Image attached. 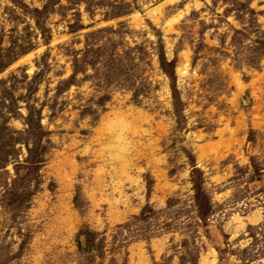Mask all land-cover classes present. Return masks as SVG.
I'll use <instances>...</instances> for the list:
<instances>
[{"label":"rangeland","instance_id":"374dc122","mask_svg":"<svg viewBox=\"0 0 264 264\" xmlns=\"http://www.w3.org/2000/svg\"><path fill=\"white\" fill-rule=\"evenodd\" d=\"M0 68V264H264V0H0ZM32 112L49 149L16 212L3 187L37 144ZM193 164L216 205L207 229L182 205L146 237L118 232L190 201ZM84 228L104 237L94 262Z\"/></svg>","mask_w":264,"mask_h":264},{"label":"trees","instance_id":"16d2710c","mask_svg":"<svg viewBox=\"0 0 264 264\" xmlns=\"http://www.w3.org/2000/svg\"><path fill=\"white\" fill-rule=\"evenodd\" d=\"M159 63L162 71L170 78L172 81V93L174 98V107L175 113L178 120L184 118L183 116V103L180 99V93L176 86V75H175V66L176 62L168 61L164 48L161 46L160 54H159ZM0 68V72H1ZM74 78V77H73ZM33 112L30 113L28 120V128L30 133H34L38 137V141L36 146L34 145V149H28V160L25 164L17 163L15 166V171L17 174V178L14 179L11 183L9 181L6 182L3 192V199L7 201V205L12 209L16 207V212H21L22 209L28 208L31 204L32 198L34 194L27 191V186H24L25 183L28 182V179H32L35 177L36 181L39 178L41 167L44 165V157L45 152L48 151V146L40 145V138L42 139V126L40 118H38V127L35 128L33 123ZM254 133L252 132L250 135V141L253 138ZM51 142H48V144ZM52 145V144H51ZM11 144L7 146H0V170H4L6 168V160H9L8 155H4L2 152L8 149ZM193 170L191 173L190 182L192 184V192L193 196L190 198V201L183 202L179 198H170L167 202V208L162 211H155L151 206H147L143 209L141 215L139 217H135L134 221L130 224H126L125 226H118V232L120 234L129 235L128 237H132L135 239H140L146 237L144 234L147 232H143L139 225H143L148 223L149 221L155 220L156 217L161 215H169L172 211L178 206H185V211H182V214H186L191 216V225L192 221L195 226H200L203 229H207L210 226L211 219L216 214V205L213 202L210 192L206 188V178L204 173L198 168L196 164L192 166ZM21 171L24 172L23 176L20 175ZM39 184V183H37ZM26 206V207H25ZM193 217V218H192ZM179 218L174 221V223L169 224L166 222L164 224V228L166 232L169 233L176 230V223ZM162 229V230H163ZM208 235V232L206 231ZM152 235L148 239L150 240L152 237L156 236V234H148ZM98 237H102L101 234L91 231L88 228H84L77 236L76 243L78 249L83 253L91 254L90 261H96L97 257H103L104 250V237L101 240H98ZM103 264V263H101ZM110 264H117L115 260L111 261Z\"/></svg>","mask_w":264,"mask_h":264},{"label":"bare ground","instance_id":"6f19581e","mask_svg":"<svg viewBox=\"0 0 264 264\" xmlns=\"http://www.w3.org/2000/svg\"><path fill=\"white\" fill-rule=\"evenodd\" d=\"M124 139V138H123ZM122 148H123V146H122ZM124 149V148H123ZM256 218H257V222L258 223H260L261 221H262V216H261V214H258V215H256ZM248 221L249 222H252L250 219H248Z\"/></svg>","mask_w":264,"mask_h":264}]
</instances>
